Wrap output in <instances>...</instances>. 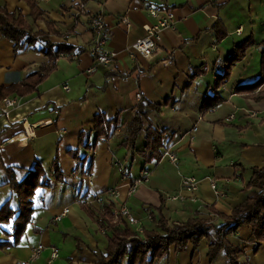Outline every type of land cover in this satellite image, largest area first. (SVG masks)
I'll use <instances>...</instances> for the list:
<instances>
[{"label": "crops", "instance_id": "1", "mask_svg": "<svg viewBox=\"0 0 264 264\" xmlns=\"http://www.w3.org/2000/svg\"><path fill=\"white\" fill-rule=\"evenodd\" d=\"M33 1L41 11L33 29L47 34L51 42L74 46L76 50L69 54L76 57L58 58L35 91L9 95L19 98L18 106L10 113V118L18 121L8 123L0 116V207L7 203L14 212L8 222L0 223V242L5 243L0 247V264L30 260L38 244L45 249L30 264H45L50 247L59 250L51 264H95L105 253L110 234L99 225L106 204H112L113 210L125 202L141 219L144 230H158L160 218L168 225L194 217L208 219L214 227L222 225L223 219L214 210L229 215L247 197L245 186L251 168L264 167V82L254 91L256 95L261 92L257 98L233 90L237 84L251 83L261 74L262 56L256 45L264 40V0H83L82 12H78L80 0ZM1 6L9 12L19 10L24 16L31 11L25 0H0ZM148 7L169 9L176 20L174 29L162 32L164 52L152 63L139 56L132 59L123 51L145 35L144 24H155ZM99 12L110 35L107 46L118 52L111 65H95L89 54L93 45L90 19ZM123 16L129 30L120 23ZM249 38L256 45L247 48L244 58L230 69L219 91L220 102L200 112L205 95L212 93L218 62L225 61L236 45ZM36 46L14 50V43L0 33V86L17 84L47 66L48 56ZM88 68H92L90 73H86ZM141 98L160 106L159 111H149L148 119L162 132L164 147H170L178 156L176 164L161 156L146 161L143 135L132 147L121 144L123 124ZM96 114L118 120L115 131L106 139L97 138L93 130ZM230 114L233 118L227 121ZM23 118L29 123L45 124L25 143L19 139ZM82 132L88 149L78 144ZM75 149L78 160L70 153ZM54 159L62 173L60 179L53 172ZM115 160L126 166L131 177L138 176L142 168L149 169L148 182L127 196ZM36 161L50 184L35 190L32 218L13 243L12 224L20 203L8 184L6 168H11L15 179L21 181ZM181 175L200 179L198 190L191 193L182 188ZM210 178L216 180L224 196L214 193ZM112 188L118 192L115 200L106 193ZM95 194L103 203L97 207L87 205L90 215L80 205V198ZM193 195L197 197L195 202L190 199ZM64 208H68L67 213L54 220ZM148 215L152 220L147 219ZM121 224L134 232L126 222ZM250 232L244 224L227 239L241 248L240 264H264V242H249ZM207 246L206 238L197 246L188 242L180 251L170 246L167 254L152 264H226L221 253L210 261ZM116 264H129L128 257Z\"/></svg>", "mask_w": 264, "mask_h": 264}, {"label": "trees", "instance_id": "2", "mask_svg": "<svg viewBox=\"0 0 264 264\" xmlns=\"http://www.w3.org/2000/svg\"><path fill=\"white\" fill-rule=\"evenodd\" d=\"M25 1L31 7L28 16L22 15L19 10L9 12L6 7H0V33L14 43V50L38 44L39 46L34 48L48 56V64L41 72L30 73L17 84L15 83L9 87L0 86V100L11 94L23 96L35 91L37 85L54 69L59 53H69L76 50L70 44L51 42L47 34L34 30L33 23L39 18L41 11L36 7L33 0ZM222 34L224 35V33ZM254 45L256 44L251 38L242 41L234 47L233 53L225 61L218 62L212 93L205 95L200 105V112L203 113L220 102L219 91L228 80L230 69L236 62L244 58L246 49ZM256 46L262 56L260 76L251 83L237 84L233 88L235 93L253 94L252 97L254 98H257L261 93L254 94L255 89L264 82V40ZM159 109L158 104L141 98L134 108L131 118L123 124L121 144L128 148L132 147L137 137L143 135L145 139L143 156L146 161L159 159L161 148L165 144L162 132L157 131L148 119L150 110L159 111ZM117 121L116 118L108 120L103 114H96L93 130L96 132L97 138H108L115 131ZM84 136L82 132L78 144L88 149L89 145ZM70 153L75 159H79L77 149L71 150ZM251 170V176L245 186V189L249 190L246 199L233 208L229 215H223L214 210L216 215L224 221L218 227H214L208 219L199 217L190 218L186 222L174 225H168L165 219L160 218L157 222L158 230H143L142 233H136L130 231L121 223L119 225L111 222L110 216L113 205L106 204L100 214L99 225L110 231V234L108 235L105 253L97 259L95 264H116L124 256L128 257L129 264H152L155 260L166 255L170 246H174L176 251H180L188 242L197 246L203 238L208 240L206 254L210 261L221 253L225 257L226 264H240L239 254L242 250L238 245L227 239L229 235L234 234L242 225L247 224L251 229L248 241L264 242V167H252ZM6 172L8 174V184L17 195L20 203L19 212L12 224L13 243H16L22 235L26 223L32 218V196L35 190L48 187L50 181L38 161L35 162L34 167L28 171L21 181L15 179L11 168H6ZM53 172L56 179L62 177L56 159L53 161ZM80 205L92 215L87 204L80 203ZM158 209L160 211L161 207ZM13 215L14 212L7 203L0 207V223L8 222ZM4 244V242H0V247Z\"/></svg>", "mask_w": 264, "mask_h": 264}, {"label": "built area", "instance_id": "3", "mask_svg": "<svg viewBox=\"0 0 264 264\" xmlns=\"http://www.w3.org/2000/svg\"><path fill=\"white\" fill-rule=\"evenodd\" d=\"M84 8L83 0H80L78 3V12H82ZM147 12L150 16L154 17L156 22L153 25L144 24L142 26L145 35L142 37L136 38L134 41L129 43L127 46L124 47V53L132 59L137 58L138 56L141 57L145 62L152 63L156 61L163 55V48L161 46L162 40V32L166 29H174L176 20L171 10L166 8H154L148 7ZM120 23L125 26L127 30L130 29V25L126 17L120 18ZM90 27L93 32V45L89 50V54L92 57L95 65H111L113 64L118 56V52L108 48L107 43L109 40V32L106 28L104 22V15L102 12L94 14L90 19ZM65 35V32L62 33ZM71 57L75 58V54H69L67 52H60L59 58H66ZM92 68H88L86 73H90ZM63 88L68 90V86L63 84ZM19 104L18 97H11L7 96L0 100V116L4 117L8 123H14L18 121L17 119L10 118L11 111L16 108ZM251 115H255L254 112ZM233 118V114H230L226 120H230ZM23 133L21 137L23 138V142L25 143L26 140L35 136L36 130L45 124L41 123H29L26 119H21ZM196 130V127L193 128V131ZM14 139V138H13ZM161 158H167L170 163L176 164L178 161V156L171 150L170 147H164L161 152ZM115 166L120 171V178L123 184L126 187L127 196H130L136 188L144 183H147L149 180L150 171L147 168H142L140 173L136 177L129 176L126 166L120 162L119 160H115ZM180 186L185 188L186 190L194 193L198 190L200 179L196 178L193 175H181L180 176ZM210 186L214 190V193L217 196H224L225 192L222 189L217 188V182L214 178L209 179ZM88 185H92L91 177H87ZM107 195L115 200L118 197V192L116 188H112L106 191ZM192 201H197V197L193 195L190 198ZM80 202L90 205V206H99L103 203V200L100 195L95 194L91 196H83L80 198ZM68 211V208H64L63 211L54 216V220H60V218L65 215ZM148 220H152L150 215L147 216ZM111 222L113 223H121L126 222L128 225L133 227L134 232L142 233L144 230L143 224L141 219L136 217L130 208L125 204V202L119 204L118 206L114 207L111 213ZM45 247L42 244L36 245L32 249V254L30 256V260H34L37 256L44 250ZM58 248L57 247H50V255L48 260L45 264H51L53 259L58 256ZM30 260H23L17 262V264H30Z\"/></svg>", "mask_w": 264, "mask_h": 264}, {"label": "bare ground", "instance_id": "4", "mask_svg": "<svg viewBox=\"0 0 264 264\" xmlns=\"http://www.w3.org/2000/svg\"><path fill=\"white\" fill-rule=\"evenodd\" d=\"M19 139L23 141V138L22 137H20Z\"/></svg>", "mask_w": 264, "mask_h": 264}, {"label": "rangeland", "instance_id": "5", "mask_svg": "<svg viewBox=\"0 0 264 264\" xmlns=\"http://www.w3.org/2000/svg\"><path fill=\"white\" fill-rule=\"evenodd\" d=\"M259 58H260V56H259Z\"/></svg>", "mask_w": 264, "mask_h": 264}]
</instances>
